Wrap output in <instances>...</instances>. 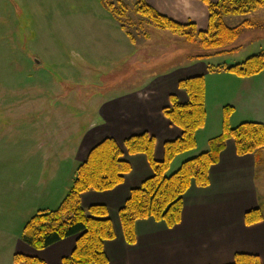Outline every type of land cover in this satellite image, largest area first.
Masks as SVG:
<instances>
[{"label": "crops", "instance_id": "crops-1", "mask_svg": "<svg viewBox=\"0 0 264 264\" xmlns=\"http://www.w3.org/2000/svg\"><path fill=\"white\" fill-rule=\"evenodd\" d=\"M146 1L176 21H193L201 30L209 26V9L202 0ZM82 13V17L90 16L100 25L105 38L118 40L115 61H110L113 67L99 78L115 73L119 88L101 101L93 122L86 125L85 130L78 131L76 138L73 139V129L68 132L70 143L65 150L56 134L44 151L20 155L17 176H12L9 152H5L10 138L4 133L0 135V264H24L15 263L16 253L37 256L45 261L44 264H62L63 257L72 253L77 236L39 250L22 240V230L38 210L59 206L73 183L78 165L106 137L118 141L124 151L123 157L132 169L113 189L84 192L81 202L84 207L104 204L109 208L116 237L105 243L108 264H231L238 253L255 254L264 261V219L253 224L245 221L249 210L260 208L264 214V150L260 164L255 153L239 155L233 139L227 141L218 163L211 167L209 185L202 187L193 183L184 194L182 221L176 226L170 228L164 221L154 218L140 219L136 222L137 241L129 244L119 215L131 191L153 175L147 155L130 154L124 141L133 134L149 132L156 138L155 158L164 159L165 143L182 133L163 113L172 94L180 102H188L187 92L179 87L181 79L206 76L207 121L197 132L196 148L179 154L171 164V172L185 160L209 149L210 139L222 132L224 105L231 104L240 113L238 117L232 116V126L245 121L264 124V71L252 77H238L227 71L209 72V64L206 66L204 60H188L187 51L177 46L180 38L176 36L165 32L152 35L150 32L149 35L143 33L140 38L135 36L133 42L106 9H89ZM246 18L264 20V8L242 18L228 16L226 22L235 26ZM257 36L264 40V30ZM210 77H219L218 82L224 83L212 87ZM240 84L243 87L239 90ZM247 84H252L249 90L245 89ZM220 88L229 91L225 101L215 94ZM103 95L99 93V96ZM210 98L218 105L213 120L208 110ZM256 106L259 114L254 113ZM54 115L51 124L55 123L57 132L58 117ZM181 157L184 158L177 162ZM26 159L31 166H27ZM43 165L45 167H41ZM54 184L56 186H52Z\"/></svg>", "mask_w": 264, "mask_h": 264}, {"label": "trees", "instance_id": "trees-1", "mask_svg": "<svg viewBox=\"0 0 264 264\" xmlns=\"http://www.w3.org/2000/svg\"><path fill=\"white\" fill-rule=\"evenodd\" d=\"M202 1L207 4L210 14L206 30L199 29L193 21H176L160 13L146 0H136L133 9L147 20V23L141 22L142 25L138 23L140 28L152 24L197 45L199 50L188 55L190 61L238 52L243 45H237L236 42L244 33L264 29V20L246 18L235 26L226 22L228 16H247L264 8V0ZM102 4L121 23L134 42L136 35L131 27L136 26L137 22H125L124 14L121 11L118 13L110 0H102ZM145 35L148 33L145 32ZM208 70L227 71L239 77L258 75L264 71V50L236 64L208 65ZM179 87L187 92L188 102L182 103L172 94L170 104L163 109V113L182 133L165 143L163 160L155 158L156 138L149 132L133 134L124 141L130 154H146L153 168V175L131 191L119 210L124 236L129 244L137 241L136 222L140 219L154 218L164 221L170 228L182 221L184 194L193 183L202 187L209 185L210 169L218 163L229 139L235 141L239 155L255 153L257 162L261 164L263 161L264 124L245 121L232 126L230 119L234 107L227 105L224 109L222 132L210 139L209 149L185 160L177 170L171 172V164L179 154L196 148L197 132L207 121L206 76L201 74L183 78L179 81ZM123 155L121 145L113 137H106L94 146L88 158L76 168L73 183L59 206L38 210L26 222L21 234L22 240L31 247L42 250L63 239L77 236L75 248L70 255L63 257L62 264H108L105 243L116 237L109 208L104 204L84 207L81 195L90 190H110L121 184L132 169ZM263 219L264 214L260 208L249 210L245 214L247 224ZM14 261L24 264L45 263L37 256L24 253H16ZM231 264H264V261L255 254L238 253Z\"/></svg>", "mask_w": 264, "mask_h": 264}, {"label": "rangeland", "instance_id": "rangeland-1", "mask_svg": "<svg viewBox=\"0 0 264 264\" xmlns=\"http://www.w3.org/2000/svg\"><path fill=\"white\" fill-rule=\"evenodd\" d=\"M110 1L118 13L121 11L124 14L125 22H137L136 26L130 27L138 38L143 37L145 32L148 35L165 32L180 38L177 46L185 49L187 55L199 50L197 45L155 25L140 28L138 23H147V20L134 11L136 0ZM89 9L106 8L102 0H0V135L4 133L5 137L10 138L5 152H9L12 176H17L20 155L44 151L50 138L56 137V134L65 150L70 143L68 132L73 129V139L76 138L78 131L85 130L86 125L93 122L101 101L111 97V91L119 88L116 87L115 73L107 78H99L113 67L110 61H115L118 40L105 38L96 21L90 16L82 17V12ZM109 14L121 25L111 12ZM260 30L244 33L236 42L243 45L238 52L204 59L206 66L236 64L264 50V40L256 38ZM211 78L209 83L212 87L224 83L218 82L219 77ZM251 86L247 84L245 89L249 90ZM242 87L240 84L239 90ZM99 93L104 94L103 97ZM215 94L223 101L230 95L225 89ZM225 106L227 104L222 108V115ZM208 107L213 120L218 105L210 98ZM255 108L254 113L259 114L258 106ZM54 114L58 117L57 132L55 123L51 124ZM234 115L240 116L235 107ZM3 122L5 127L2 126ZM26 162L28 167L31 166L28 159Z\"/></svg>", "mask_w": 264, "mask_h": 264}]
</instances>
